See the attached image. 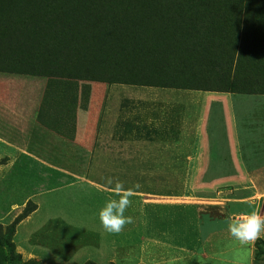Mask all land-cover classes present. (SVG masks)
Instances as JSON below:
<instances>
[{
  "label": "rangeland",
  "instance_id": "374dc122",
  "mask_svg": "<svg viewBox=\"0 0 264 264\" xmlns=\"http://www.w3.org/2000/svg\"><path fill=\"white\" fill-rule=\"evenodd\" d=\"M109 178L140 186L119 234ZM26 210L0 264H137L178 233L185 264H264L225 223L264 215V0H0V238Z\"/></svg>",
  "mask_w": 264,
  "mask_h": 264
},
{
  "label": "clouds",
  "instance_id": "9594fccd",
  "mask_svg": "<svg viewBox=\"0 0 264 264\" xmlns=\"http://www.w3.org/2000/svg\"><path fill=\"white\" fill-rule=\"evenodd\" d=\"M111 187L112 198L110 197L100 209L99 221L103 229L112 234L121 233L125 226L132 223V218L125 216V212L131 207L132 200L130 199L135 194V189L125 188L124 183L112 178L107 180ZM230 235L237 240L241 245H248L261 238L264 234V215L253 210L249 213L237 214L226 218Z\"/></svg>",
  "mask_w": 264,
  "mask_h": 264
},
{
  "label": "crops",
  "instance_id": "0c3cea01",
  "mask_svg": "<svg viewBox=\"0 0 264 264\" xmlns=\"http://www.w3.org/2000/svg\"><path fill=\"white\" fill-rule=\"evenodd\" d=\"M89 186L92 188H98L93 182L91 181H86ZM147 206H152V205H147ZM156 208L163 209L165 208V211L169 210V213H171V221L176 222L178 219H180V205L176 203H165L163 200H157L155 203ZM31 217V216H29ZM29 219V218H28ZM149 221V220H148ZM156 225L160 224V218L157 215L156 218ZM164 224V220L162 221ZM23 222H21L18 226L22 225ZM18 228L17 232L18 233ZM178 238L175 239L176 236H174L173 239H168V238H160L159 236L145 245L139 248V258H138V263L137 264H185L184 260H181L177 253L181 252V241L180 240L181 236L183 234L178 233ZM185 236V234H184ZM223 240H227V235L222 233L221 231L219 232L218 236L215 238L213 244H212V253H211V258H208L209 261L215 260L217 257H221L223 252H222V247L218 246L222 244ZM17 246V245H16ZM237 244L236 246L234 245L235 251H237ZM18 252L23 255L24 258L32 260V259H39L36 255L34 254H26L21 248H18ZM128 249V248H127ZM115 251H118V247H114ZM129 251H131V247H129ZM182 252H191L190 250L182 249ZM225 253V251H224ZM115 261V260H114ZM113 261H111L112 263ZM114 263V262H113Z\"/></svg>",
  "mask_w": 264,
  "mask_h": 264
},
{
  "label": "trees",
  "instance_id": "16d2710c",
  "mask_svg": "<svg viewBox=\"0 0 264 264\" xmlns=\"http://www.w3.org/2000/svg\"><path fill=\"white\" fill-rule=\"evenodd\" d=\"M153 72V75H145V76H148V77H159V73L160 71L159 70H154L152 71ZM135 77H139V75H136ZM157 82L155 83H147V84H141V85H145V86H151V87H167L169 86V84H166V83H162L160 82L159 80H156ZM33 211H30V210H26L25 213L18 217L10 226H8L6 228V232L5 234H2V237L0 238V245L2 246H7V247H10L12 249L15 248V244L14 242L12 241V238L15 236L16 234V231H17V227L19 226V224L21 222H23L27 217H29V215L32 213ZM21 256V255H19ZM29 264H38V263H33V262H29ZM111 264H114V263H111Z\"/></svg>",
  "mask_w": 264,
  "mask_h": 264
},
{
  "label": "bare ground",
  "instance_id": "6f19581e",
  "mask_svg": "<svg viewBox=\"0 0 264 264\" xmlns=\"http://www.w3.org/2000/svg\"><path fill=\"white\" fill-rule=\"evenodd\" d=\"M26 160V159H25ZM24 163V162H23ZM33 163V162H32ZM35 165V164H34ZM27 167V166H26ZM29 168V167H28ZM47 170V169H46ZM27 172V171H26ZM45 172V171H44ZM27 173H29V172H27ZM33 173V172H32ZM47 173V172H46ZM36 178H39V177H36ZM42 178V177H41ZM40 178V179H41ZM57 179V178H56ZM29 180V179H28ZM39 180V179H38ZM18 183V182H17ZM51 183H53V182H51ZM32 184V183H31ZM50 184V183H49ZM54 185H55V183H53ZM58 187V186H57ZM54 188H56V187H54ZM59 191V190H58ZM80 198V197H79ZM90 201V200H89ZM6 210V209H5ZM58 222V221H57ZM32 240V239H31Z\"/></svg>",
  "mask_w": 264,
  "mask_h": 264
}]
</instances>
